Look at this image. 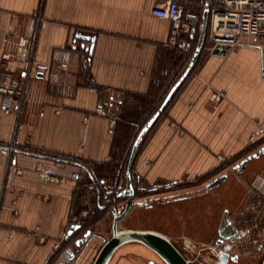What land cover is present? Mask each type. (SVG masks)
<instances>
[{"label": "crops", "instance_id": "obj_1", "mask_svg": "<svg viewBox=\"0 0 264 264\" xmlns=\"http://www.w3.org/2000/svg\"><path fill=\"white\" fill-rule=\"evenodd\" d=\"M159 3L0 0V77L13 74L28 95L20 117L3 107L0 96V264H85L93 237L82 244L79 239L93 236L96 225L71 230L90 195L97 204V194L87 189V167L122 165L128 136L157 113L194 54L169 44L172 22L152 14ZM27 39L33 40L30 51L20 53ZM7 53L12 56L5 60ZM38 63L49 71H34ZM260 127L264 76L258 51L244 47L216 55L205 49L138 152L133 182L140 194L130 216L135 226L125 230L156 232L183 249L187 239L208 246L206 226L224 210L243 221L249 201L264 196L251 187L264 175V155L243 173L234 166L264 146V135L251 140ZM45 172L62 181L45 180ZM74 172L79 180L72 179ZM223 172L230 176L214 192L218 202L200 188L188 200H174L176 192L168 189ZM147 222L160 226H143ZM124 248V255H152L139 243Z\"/></svg>", "mask_w": 264, "mask_h": 264}, {"label": "built area", "instance_id": "obj_2", "mask_svg": "<svg viewBox=\"0 0 264 264\" xmlns=\"http://www.w3.org/2000/svg\"><path fill=\"white\" fill-rule=\"evenodd\" d=\"M205 6L196 0H160V3L152 10V14L172 22L169 44L189 53L194 48L190 37H193L195 31L201 27ZM32 44V39L25 40V44H21L18 48L20 53H28ZM218 46L221 49L223 46H230L231 49L244 47L256 49L260 55L261 71L264 76V0H217L214 5L211 4L210 28L205 49L213 53ZM11 56L7 53L4 59L8 60ZM34 71L46 73L49 71V66L38 63L34 65ZM0 96L3 107L20 117L28 101L27 90L21 80L11 73L3 74L0 77ZM213 100L219 103L221 95H214ZM99 113L108 116V112L102 108ZM115 124L116 120L111 119V126L114 127ZM262 135H264V128L260 127L251 140ZM220 159L225 160L224 157ZM42 176L49 182L62 181L46 172ZM71 177L79 180L81 175L79 172H74ZM114 183L113 179L109 181L110 185ZM90 189L96 193L97 186L91 184ZM3 195L4 187L0 184V209ZM257 207L254 205L253 209L256 210ZM258 213L263 214L264 217V211H258ZM90 214L91 209L83 211L81 217L75 218L74 222L84 228L88 224L87 219Z\"/></svg>", "mask_w": 264, "mask_h": 264}, {"label": "water", "instance_id": "obj_3", "mask_svg": "<svg viewBox=\"0 0 264 264\" xmlns=\"http://www.w3.org/2000/svg\"><path fill=\"white\" fill-rule=\"evenodd\" d=\"M213 0H207L206 6L203 11L202 15V22L200 27V35L198 44L194 51L192 60L181 76V78L177 81V83L172 87L169 94L167 95L166 99L164 100L163 104L161 105L160 109L157 113L147 122V124L143 127L141 132L139 133L130 155L127 172H126V187L123 190H119L116 192V197L119 200L125 201L126 205L124 210L118 208L117 206H112V213L114 216V223H113V236L106 241L98 254L96 255L93 264H110L111 260L113 259L116 252L125 245L131 243H139L147 248L151 249L155 252L166 264H191L189 260H187L181 251L174 245V243L169 240L167 237L152 231H135V230H119V222L131 213L133 207L137 204L135 200L138 198V190L133 182V173L132 170L135 165V160L138 155L139 149L143 144L146 136L148 135L151 128L154 124L161 118L162 114L166 111L168 105L171 103L173 97L180 89L182 84L186 81V79L192 73L195 65L197 64L199 57L201 56L202 52L206 47L207 36H208V28L210 23V14H211V4ZM197 33L195 31L194 35ZM230 46H223L222 49L220 46L216 47L213 51V54H225L228 51ZM264 155V146L259 148L256 152L250 154L243 160H241L238 164L234 166V170L239 173H243L248 165L251 163L253 159L260 158ZM228 179V174H222L216 177L214 180L209 182L206 185L208 190H212L218 186H220L224 181ZM122 187V185H121ZM109 198V196L107 197ZM112 201H109L111 204ZM151 203L147 202H139L138 205H150ZM105 209L106 206H103ZM83 227L80 224H74L72 227L73 230H80ZM92 232H88L86 236L91 235ZM237 231L232 227L231 223L224 218L222 224V234L221 237L226 241L231 238H234L237 235ZM230 249L229 246L226 247L223 253ZM227 255V254H223ZM65 264V263H62ZM264 264V260L263 263Z\"/></svg>", "mask_w": 264, "mask_h": 264}, {"label": "flooded vegetation", "instance_id": "obj_4", "mask_svg": "<svg viewBox=\"0 0 264 264\" xmlns=\"http://www.w3.org/2000/svg\"><path fill=\"white\" fill-rule=\"evenodd\" d=\"M236 171V170H234ZM237 172V171H236ZM229 174L228 179L224 181L220 186L228 182L229 180ZM264 175L258 176L255 178V180L251 183V187L255 189L258 194H264ZM215 178L209 179L210 181H200V182H181V183H172L168 186L169 191H177L179 189H189V188H199L200 186H204L205 190H200V194L206 195V199L212 198L213 201L218 202L219 197L215 196V189L219 188L220 186L208 190L206 188V185L214 180ZM197 191L194 194L182 196L178 198H173L174 200H188L192 198L193 196L197 195ZM213 194L212 197L210 195ZM215 196V197H214ZM214 197V198H213ZM255 199L258 200V198L253 197L248 205L246 206V209L248 212L244 213L243 221L240 223H237L234 221L233 214L229 210H224L223 215L213 220L211 219V222H209L206 226V235L209 237V244L208 246H205L204 249H200L198 245L194 244L191 240H185L184 245L185 247L182 249L180 246L173 242L174 245L181 251V253L184 255V257L191 262V264H196L197 261L200 260V258L203 256V254H206V252L210 253V257L215 260L216 262H221L223 254H227V261L228 264H240L242 262L243 255L241 254V251L244 250L248 253L250 258L253 259H260L264 260V217L263 214H259L258 211L263 212L264 211V196H261V199L258 201H255ZM212 201V202H213ZM258 206L256 210L253 209V206ZM218 209L219 207L216 206ZM214 209V208H213ZM217 218V217H216ZM226 218L232 225V227L238 232L237 235L234 238H231L229 240H224L221 237L222 234V224L223 220ZM217 220V221H216ZM92 238V234L89 236H84L79 239L78 244H82L83 242H88ZM229 246L230 249L226 251L224 250L226 247ZM123 248V247H122ZM120 248L119 250H121ZM252 248H255V250L252 251ZM149 249V248H148ZM150 252L155 256L151 258H145L146 264H166L163 262V260L151 249H149ZM188 251H191L193 254L192 257H190V254ZM113 260V259H112ZM111 260V262H112ZM110 262V264H111ZM119 264H125V263H119Z\"/></svg>", "mask_w": 264, "mask_h": 264}, {"label": "rangeland", "instance_id": "obj_5", "mask_svg": "<svg viewBox=\"0 0 264 264\" xmlns=\"http://www.w3.org/2000/svg\"><path fill=\"white\" fill-rule=\"evenodd\" d=\"M148 137H147V139H148ZM135 139H136V135L134 136V138L132 140V143L129 146L128 150H125L126 152L124 151L123 158H122V160H123V162H122L123 171H126V168L128 166L130 155H131V150H132V145H133ZM141 150L142 149H140L139 152H141ZM226 173L227 172H223L222 174H226ZM213 175H216V174L214 173ZM112 177H114V175L110 176L109 178L114 179ZM209 179H210V177L204 178L203 179L204 183L206 181H210ZM124 182H125V178L122 180V183H124ZM122 183H120V184L122 185ZM87 185L89 187V188H87L89 190V194H91V192H92V190L90 189V185L91 184L90 185L87 184ZM222 186H220L219 188L215 189V191H217V192L222 191L224 189V187H222ZM199 188H200V190H203V189L205 190L204 186H200ZM139 189L140 188H137V190H139ZM198 189L194 188V187L189 188V189H179L178 191H175L176 193H174V194H175V197L178 198V197L194 194L196 192V190H198ZM164 196H166V195H163L160 203L158 204V207H160L162 205V203L166 200V198ZM94 197L95 196L90 195L89 199H86V201H85V209L83 211L91 209V214L89 215V217L87 219V222H89V220L91 218H95L96 216H98L97 215L98 213H97V211L95 209L96 207H95V203H94L95 202V198ZM106 199H105V203L103 204L104 206H106V208H105L103 214L99 215L102 218H101V221H99L96 224V226H95V234L92 236L93 238L90 241V244H91L90 252H89L88 256L85 257V264H92L94 259H95V257H96V254H98V252L102 248L103 244L106 241H108L113 236L114 216H113L112 209H111L112 206L115 205L118 208L120 207V209L124 210L125 205H126L125 201L115 200L112 197H109L108 200H106ZM258 200L255 199V201H258ZM109 201H112V203L109 204ZM135 210H137V209H135ZM132 215H133V211H131V213L128 215V217H126L125 219H123V220H121L119 222V230H125V229H127V227L131 228L132 226H135L134 224H132V221H131ZM143 226H146V227H150V226L159 227L160 225L156 226V224H151V223L147 222V225H143ZM198 247L200 249H204L205 246H198ZM127 249L128 248H124V249L122 248L121 250H118L116 252V254L114 255V257H113V260H112L111 264H119V263H125V264H146V259L147 258L155 257L153 254L149 255V254H147L145 252L127 253V254L125 253V255H124L123 250H127ZM253 250H255V248H252V251ZM244 252H246V251H244V250L241 251V254L243 255V257H242V262L240 264H262L261 258L258 259V260L250 258L249 257L250 255L247 254L248 251H247V253H244ZM188 253L190 254V257L193 256L191 251H188ZM210 256H211L210 253L206 252V254H203V256L200 258V260L196 262V264H228L226 255L222 256L221 262H216Z\"/></svg>", "mask_w": 264, "mask_h": 264}, {"label": "trees", "instance_id": "obj_6", "mask_svg": "<svg viewBox=\"0 0 264 264\" xmlns=\"http://www.w3.org/2000/svg\"><path fill=\"white\" fill-rule=\"evenodd\" d=\"M217 0H213L212 1V4L214 5L216 3ZM209 28H210V23H209ZM209 28H208V35H209ZM199 35H200V29L197 30V33L193 36V37H190V39L192 40L193 42V51L190 52V54L195 51L196 49V46L198 44V40H199ZM207 40H208V36H207ZM205 50V49H204ZM159 109V108H158ZM158 111V110H157ZM149 121V120H148ZM146 121V123L148 122ZM145 126V124H143L141 126V129H139L137 131V133L135 134L136 135V139L139 135V133L141 132L142 128ZM135 135H131V136H128V145H127V148L126 150H128L129 146L131 145L132 143V140L134 138ZM148 136V135H147ZM146 136V138H147ZM145 138V139H146ZM136 139L134 140V143L136 141ZM122 141H118L117 142V148H120L121 145H122ZM133 143V145H134ZM133 145H132V148H133ZM142 146V145H141ZM141 148V147H140ZM140 150V149H139ZM126 152V151H125ZM132 152V150H131ZM56 158H59V157H56ZM123 162V160H122ZM135 166V165H134ZM123 167V164H119V165H110L108 167H102V168H91V167H87L90 175L92 176V181H91V184H94L97 186V190H96V194H97V204H96V211H97V215L95 218H91L86 226L87 229H91L92 227H94L99 221H101V218L99 215H102L103 212H104V208L102 209L103 205H102V201H104L108 196L109 197H112L113 199L115 200H119L117 197H116V192L117 191H121L122 188H120L121 184L122 183V180L124 178H126V172H127V168H126V171H123L122 169ZM128 167V166H127ZM103 172L104 173V176H102L103 173H100V172ZM117 171V172H116ZM132 173L134 174V168L132 170ZM112 178H114L113 180H115V183L113 185H110L109 184V180H110V176H113ZM125 184V182H124ZM124 184L122 186H124ZM136 185V183H135ZM137 187V186H136ZM140 194V192H138Z\"/></svg>", "mask_w": 264, "mask_h": 264}]
</instances>
